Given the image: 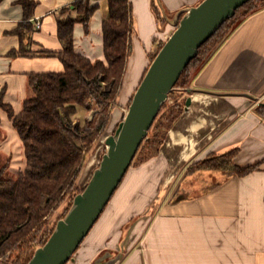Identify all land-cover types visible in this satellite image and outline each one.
Wrapping results in <instances>:
<instances>
[{"label": "crops", "instance_id": "obj_1", "mask_svg": "<svg viewBox=\"0 0 264 264\" xmlns=\"http://www.w3.org/2000/svg\"><path fill=\"white\" fill-rule=\"evenodd\" d=\"M34 1L30 21L35 28L29 46L33 55L9 56L21 44L11 31L23 20V10L17 0H0V91L16 114L33 95L28 73L63 70L55 54L41 53L62 49L57 18L64 16L62 8L76 0ZM129 1L133 33L119 93L123 104L130 102L148 68L155 43L165 42L178 14L201 0H157L159 7L152 0ZM89 2L96 9L87 32L82 23L74 24L73 47L91 60L104 59L101 24L107 4L105 0ZM153 5L160 14L159 8L163 11L162 28ZM182 90V101L189 97L190 104L187 109L183 105L158 154L127 176L108 202L105 219L93 225L68 264H90L104 249L124 250L111 264H264V6L229 32L204 63L193 69ZM115 111L113 116L120 107ZM233 148L237 149L233 163L253 166V170L243 175L187 172L192 162ZM2 154L10 171L4 176L15 177L25 165L24 148L7 113L0 109ZM181 171L176 190L157 191L163 176L174 181ZM204 177L211 181L199 182ZM198 183H203L200 189ZM180 194L184 197L176 199Z\"/></svg>", "mask_w": 264, "mask_h": 264}, {"label": "trees", "instance_id": "obj_2", "mask_svg": "<svg viewBox=\"0 0 264 264\" xmlns=\"http://www.w3.org/2000/svg\"><path fill=\"white\" fill-rule=\"evenodd\" d=\"M105 1L107 16L101 24L104 59L91 60L74 50V24L82 23L87 32L89 19L96 9L89 0H76L71 6L62 8L64 16L57 18V36L62 49L56 53L47 50L41 53L45 56L55 54L62 62L63 70L28 73L33 95L23 101L22 109L17 114L11 105L4 102V91H0V109L11 120L23 144L25 156V165L15 177L4 176L8 164L0 167V261L27 264L34 250L43 245L51 234L53 227L49 221L53 212L68 196H75L84 188L78 187V176L87 161V155L102 140L104 128L122 88L131 51L133 26L130 1ZM250 1L240 6L199 47L197 55L181 73L168 99L175 93L180 95L181 90L187 87L188 76L185 75L189 68L204 63L215 48L222 29H229L224 39L246 16L264 6L262 0L259 6L250 7L237 16V11ZM17 3L22 7L23 20L11 33L19 36L21 44L18 50L12 49L8 55H33L29 42H32L31 33L35 23L30 18L36 2L17 0ZM153 7L159 27L162 28L164 19ZM163 43H155L154 50L149 53L150 63ZM182 79L185 86L180 85ZM165 104L151 126L155 133L151 138L146 136L139 146L144 148L147 145L153 155L158 153L168 127L175 123L183 111L182 104H173L163 111ZM80 109L94 111L92 119L83 125L75 120ZM236 151L233 148L218 155L211 154L200 161L199 164L205 166L195 170H216L238 175L253 170V166L239 167L233 163Z\"/></svg>", "mask_w": 264, "mask_h": 264}, {"label": "water", "instance_id": "obj_3", "mask_svg": "<svg viewBox=\"0 0 264 264\" xmlns=\"http://www.w3.org/2000/svg\"><path fill=\"white\" fill-rule=\"evenodd\" d=\"M248 1L201 0L197 5L186 8L181 16L178 14L174 30L149 64L123 119L115 131L104 138L106 148L98 166L83 190L73 197L66 214L57 220L46 242L34 250L27 264H66L73 259V254L121 183L183 70L197 55L199 47ZM189 104L188 97L184 109ZM182 197L184 194L176 199ZM118 258L116 255L108 264Z\"/></svg>", "mask_w": 264, "mask_h": 264}, {"label": "rangeland", "instance_id": "obj_4", "mask_svg": "<svg viewBox=\"0 0 264 264\" xmlns=\"http://www.w3.org/2000/svg\"><path fill=\"white\" fill-rule=\"evenodd\" d=\"M153 1V3L155 4V5H157V7H159V5H158V1L157 0H152ZM261 2H262V0H251L250 1V3L248 4V5H245L244 7H241L238 11H237V16L238 15H241L242 13H244V12H246L250 7H253V6H259L260 4H261ZM159 10H160V12H161V15H162V17H164L163 16V11H162V9L161 8H159ZM164 22H165V17H164ZM164 22H162L161 23V26H163L164 25ZM230 24V23H229ZM229 31V29L228 28H224V29H222L221 30V32H220V36H219V38L217 39V43L215 44V46L223 39V37L225 36V34L227 33ZM29 45L31 46L32 45V42L30 41L29 42ZM214 46V47H215ZM213 47V48H214ZM212 48V49H213ZM149 64H150V62H149ZM127 66V65H126ZM195 67H190L189 68V70H188V73L185 75V76H188V77H186V79L187 80H189V79H191V77H192V75H193V69H194ZM147 70V69H146ZM146 70L144 71V73L146 72ZM126 71V70H125ZM144 73H143V75H144ZM143 77V76H142ZM141 80V79H140ZM180 85L182 86H185L186 85V83H184V80L182 79L181 81H180ZM181 92H184V90H181ZM119 96L120 95H118V98H117V102H116V104H115V106L113 107V109H112V111H111V114H110V118H109V121H108V123H107V125H106V127L104 128V132H103V134H102V140L100 141V142H98L99 143V145H98V147L97 148H95L94 150H91L90 152H89V154L87 155V157H86V162L84 163V165H83V167H82V169H81V171H80V174H79V176H78V180H77V185H78V187H84L86 184H87V182H88V180L90 179V177H91V174H92V171L94 170V168H96L97 166H98V164H99V162H100V159H101V157H102V155H103V153L105 152V144H104V138L107 136V135H109V134H112L114 131H115V129H116V127H117V125H118V123L123 119V116H124V114H125V112H126V110H127V107H128V105H129V101H127V102H124V104H123V101H121V97H120V100H119ZM183 99L181 98V94L180 95H178V94H173L172 95V97L170 98V99H168L167 101H166V104H165V108H164V110L163 111H167L166 109L167 108H169V107H171L173 104H182L183 105V101H182ZM122 105V106H121ZM120 107V111H118V113H116L114 116H113V113L114 112H116L115 110L117 109V108H119ZM162 111V112H163ZM93 114H94V111H85V110H83V109H80V110H78V113H77V116H75V120H78V121H80V124L81 125H83L86 121H90L91 119H92V117H93ZM173 126V125H172ZM172 126H170V127H168V129H167V133H168V131H169V129L172 127ZM155 133V131L153 130V128L151 127V129H149V132H148V134H147V137H149V138H151V136L153 135ZM167 133H166V136H167ZM166 136H165V139H166ZM165 139H164V141H165ZM163 141V142H164ZM163 144V143H162ZM161 144V145H162ZM161 145H160V147H161ZM147 146V145H146ZM145 146V147H146ZM142 148V147H140L139 148V150L137 151V153H136V155H135V157H134V159L132 160V162H131V165H130V167H129V169L127 170V172H126V174H125V176L123 177V179H122V181H121V183L119 184V186H118V188L116 189V191L114 192V194H113V196H116L117 195V193H119V191L121 190V188H122V186H123V183L125 182V179L127 178V176L131 173V172H135L136 170H137V168L138 167H140L145 161L147 162V161H149L150 159H153V157H155L157 154H152V150H150V149H147V147L146 148ZM160 147H159V149H160ZM158 152H159V150H158ZM202 160V159H201ZM201 160H198V161H194V162H192L191 164H189L188 165V167H187V172L188 171H195V169H197V167H204L205 165H200L199 163H200V161ZM4 164H8V166H9V161L7 160V157L6 156H4L3 154L2 155H0V167L2 166V165H4ZM207 165V164H206ZM184 169H185V167H184ZM182 174H183V171H181V172H179V174H178V176H177V178L174 180V181H166L165 179H164V176H163V178H162V180H161V182L158 184V189H157V191H160L161 193H170V192H172L174 189L176 190V188H177V186L181 183L180 181L181 180H179V178H181V176H182ZM5 175V174H4ZM6 175H10V171L9 170H6ZM7 177V176H6ZM208 180V182H210L211 180L209 179V178H207V177H204V179L202 180V181H199V182H205L206 183V181ZM210 180V181H209ZM170 183V186L168 187V189L165 187V185H167V184H169ZM160 184H161V186L162 187H160ZM199 184V187H197L198 189H200L202 186H203V183H198ZM207 184V183H206ZM182 186H183V191L185 190V187H186V182H183L182 183ZM181 186V187H182ZM179 190H181L182 191V188L180 189L179 188ZM113 196L111 197V198H113ZM73 197L74 196H68L61 204H60V206L53 212V214H52V216H51V218H50V221H49V224H50V226H52L53 228H54V226H55V224H56V222H57V220L58 219H60V218H62L65 214H66V212H67V210L69 209L68 207H70V205H71V202H72V199H73ZM114 201V200H113ZM110 202V201H109ZM108 205H109V203H108ZM107 205V206H108ZM107 206L104 208V210H103V212L101 213V215H100V217L98 218V220L96 221V223L95 224H97V223H101L102 221H103V219H105V214H106V208H107ZM148 216V215H147ZM147 216H146V218H147ZM134 219H136V218H133V219H131V220H129V223H127V225L129 224H131L132 222H133V220ZM128 225V226H129ZM84 241V240H83ZM83 243V242H82ZM81 243V244H82ZM79 245V247L78 248H80V247H82L83 245ZM78 250V249H77ZM77 250H76V252H77ZM123 252H124V250H122L121 252H120V250L118 251H112V250H110V251H106V249H104V250H101L99 253H98V255L93 259V261L90 263V264H108V261L109 260H111V259H113V258H115L116 257V255H119V257H121L122 255H123ZM99 259V260H98ZM119 259V258H118ZM117 259V260H118ZM117 260H115V261H117ZM68 263H69V261H68ZM68 263H66V264H68ZM114 263V262H113Z\"/></svg>", "mask_w": 264, "mask_h": 264}, {"label": "built area", "instance_id": "obj_5", "mask_svg": "<svg viewBox=\"0 0 264 264\" xmlns=\"http://www.w3.org/2000/svg\"><path fill=\"white\" fill-rule=\"evenodd\" d=\"M40 26V23L39 22H37V27H39Z\"/></svg>", "mask_w": 264, "mask_h": 264}, {"label": "flooded vegetation", "instance_id": "obj_6", "mask_svg": "<svg viewBox=\"0 0 264 264\" xmlns=\"http://www.w3.org/2000/svg\"><path fill=\"white\" fill-rule=\"evenodd\" d=\"M183 89H185V88H183ZM185 102V101H184ZM184 102H183V105H184ZM208 158V157H207ZM206 159V158H205Z\"/></svg>", "mask_w": 264, "mask_h": 264}]
</instances>
